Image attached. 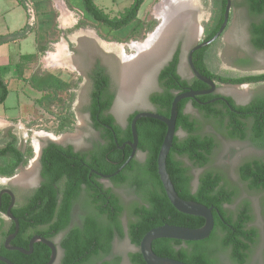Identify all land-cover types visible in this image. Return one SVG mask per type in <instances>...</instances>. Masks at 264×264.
<instances>
[{
    "label": "trees",
    "instance_id": "16d2710c",
    "mask_svg": "<svg viewBox=\"0 0 264 264\" xmlns=\"http://www.w3.org/2000/svg\"><path fill=\"white\" fill-rule=\"evenodd\" d=\"M20 1L25 3V0ZM144 1L134 0L132 6L121 17L110 18L96 6L93 0H83L87 13L96 21L114 29H119L136 19ZM225 6L226 2L221 0V14L215 27L209 31V37L220 28L224 19ZM248 6L252 14H260L264 11V0H248ZM251 31L253 45L264 49V21L253 24ZM30 32L31 29L25 27L10 36L15 39L23 38ZM6 40H8L6 37H0V44ZM204 51L205 49L196 51L193 57L195 60L197 54H200V63L197 64V67L205 76L217 78L222 84L264 81V73L245 76L214 73L202 62L201 55ZM178 62L179 51L160 73L159 80L162 91L151 96V101L157 108L156 112L165 116L170 115L172 101L177 92L187 90L188 87L194 90H203L205 87V84L196 78L192 81L183 80L177 73ZM91 78L93 89L89 111L95 128L102 133L103 142L91 155L74 152L72 148H63L53 142L49 143L41 156L43 183L26 203L14 209V212L20 219L21 233L24 228L30 225H50L55 232H60L67 229L74 202L84 196V207L95 208L94 213L83 220L82 227L71 228L65 235L62 242L66 250L64 264H81L92 255L109 254L112 250L114 237H122L125 234L137 247V250L130 254L131 263L146 264L138 248L142 238L149 230L163 224L198 228L205 224V219L179 212L168 199L160 180L157 163L167 126L157 119L142 118L137 122L138 151L146 154V160L141 164L136 158L132 159L119 174L113 177V181L117 184L129 182L143 202V204L134 202L130 206L129 211L132 218L129 220L125 232L120 220L124 206L110 189H104L94 173H114L129 158L132 148L128 144L124 148L121 146L132 139L130 122L137 112L130 116L128 127L122 128L116 123L114 116L107 113L112 105L114 95L107 92L110 80L104 68L97 65ZM8 95V83L0 75V104L6 101ZM216 97L217 95L206 94L198 96V99L211 101ZM186 101L187 99H184L178 105L176 123V131L182 130L186 136L184 138L175 136L167 159V171L181 198L214 207L215 227L207 239L200 241L157 239L153 242V250L159 256L170 257L189 264H219L217 254L230 247L232 261L238 264L244 263L247 259L246 250L248 249V243L245 240H253V236L256 235L254 229L243 228L252 218L250 205L247 202L244 203L236 213H230L224 207L225 204H231L234 201L237 191L223 184L225 180L219 172H205L200 178L198 189L193 192L190 188L192 177L189 168L178 159L180 156L187 157L195 165L203 167L210 162L216 147L214 137L201 135L198 121L185 112ZM196 106L208 119L215 120L221 128L225 129L231 138L248 137L240 117L242 112H246L257 121L261 118L264 120V96L258 97L246 107L237 105L231 97L227 98V103L216 100L206 105L197 102ZM255 133L252 140L256 144L264 146L263 133L259 131ZM16 142L17 139L13 137L0 148V175L12 176L16 173L17 167L27 161L26 153L17 147ZM239 173L251 189L264 187V181H259V177L264 178V163L247 162L241 166ZM83 192L85 195H82ZM97 195L103 197L100 203H98ZM107 200H109V205L105 208L104 204ZM8 204L9 201L3 205L5 211ZM103 215L107 217V221L102 219ZM18 240L13 243L23 245ZM25 247L28 248L27 243ZM2 253L14 264H46L50 258L48 249L39 250L37 253L29 255L21 252L9 254L5 250ZM0 264L5 263L0 261ZM101 264H120V262L114 259Z\"/></svg>",
    "mask_w": 264,
    "mask_h": 264
},
{
    "label": "rangeland",
    "instance_id": "374dc122",
    "mask_svg": "<svg viewBox=\"0 0 264 264\" xmlns=\"http://www.w3.org/2000/svg\"><path fill=\"white\" fill-rule=\"evenodd\" d=\"M190 1L191 21L180 27L175 36L172 37L166 54L147 69L140 87L131 91L130 96L123 97L121 95L124 99L131 97L125 102L126 104H119L114 107L116 122L120 126L125 127L127 125L130 112L154 108L148 100V94L158 89L156 85L157 70L164 63V58L168 57L176 47L194 40L196 34L190 35L191 25L195 26L197 23L200 31L196 33L202 34L203 29L204 35L216 25L221 14V0ZM234 1L236 2V10L230 14L225 34L208 49V67L214 73L228 76L264 72V50H258L253 46L249 32L251 19L247 10L242 6L243 0ZM105 2L109 3L107 4L108 7L103 6L104 9L102 8V10L110 18L121 17L125 13L126 7L132 4L131 0L117 1L116 3L105 0ZM162 2L163 0H145L141 5L138 17L119 29H114L103 23L100 24L97 21L96 24L101 33L99 36L93 33H78L77 36H73L71 32L69 37L72 41L69 39L60 42L57 38L55 41L51 39L45 42V49L41 50L36 61L37 67L33 73V83L44 91V94L41 91L39 95L41 100L35 102L34 97L28 95L31 103L27 107L29 109L27 117L20 121L13 119L5 124H0V147L15 137L17 147L25 151L27 155V161L24 164L27 171L23 174L27 173L28 176L25 174L27 177H23L18 182L27 184L36 178V169L33 166L38 164L41 149L51 141L64 145L72 144L82 150L101 143L99 133L93 127L88 111L92 91L91 66L97 62L101 63L110 75L113 90H121L124 54L136 53L131 45L145 42L150 34L154 33L161 25L162 20L158 17L157 10ZM82 4L84 5V2ZM38 8V6L33 7V15L27 3L21 4L20 7V19L22 22L24 21V28L29 27L32 32L29 36L26 35L22 38H28L22 42L25 51L36 50V45L42 43L38 39H43L45 36L43 34L44 29L54 27L55 17L51 10L47 9V13H42ZM88 16L93 19L90 14ZM81 22L80 26L87 30L88 23ZM54 29L56 28L54 27ZM51 41L68 47V54L63 53L59 57L60 63L56 60L51 64L47 62V52H55L56 50L55 46L50 45ZM16 48H19V44ZM185 48L187 49V47ZM184 52L186 53V51ZM53 55L56 57L55 54ZM6 61L7 58L3 60V63ZM54 67L56 68L53 69ZM182 73L185 77L190 76L186 67L182 68ZM24 91L21 92L24 93ZM218 91L233 97L237 103L241 104L248 102L253 97L263 95L264 83L250 85L220 83ZM22 93L21 98L23 97ZM18 102L17 92L14 87H11V93L7 100L0 104V115L10 118L17 117L19 115L16 108ZM188 111L191 117L198 121L202 133L212 135L215 138L216 147L211 155L209 167L221 173L227 185L237 191L234 202L227 205L226 209L230 213H236L239 207L247 202L252 207V214L256 222L263 226L264 219L259 211V196L253 191H248L247 183L240 180L238 173L239 165L247 158L254 156L255 153H259V149L249 139L241 141L238 138L229 137L225 129L221 128L215 120L204 119L198 109L189 107ZM52 135L57 139H51ZM178 136L184 138L186 134L180 130ZM145 160L146 154L139 151L137 161L142 164ZM186 161L191 163L187 158ZM194 173L196 174L197 170ZM18 175L9 179L1 178L0 187L7 186L9 182L17 181L15 179L18 178ZM119 192L122 194L126 205L123 216V220L126 221L132 218L129 208L139 196L129 182L119 188ZM261 229L263 232L264 228ZM124 230L126 232L127 228ZM136 250L137 247L130 242L127 234L122 237L116 236L111 257L119 260L121 264H132L130 254ZM217 259L219 264H235L224 251L217 254ZM246 264H264V239Z\"/></svg>",
    "mask_w": 264,
    "mask_h": 264
},
{
    "label": "flooded vegetation",
    "instance_id": "af4514ba",
    "mask_svg": "<svg viewBox=\"0 0 264 264\" xmlns=\"http://www.w3.org/2000/svg\"><path fill=\"white\" fill-rule=\"evenodd\" d=\"M242 2H243V5L242 6L247 10L248 16L251 19V22H250V25H249L250 26L249 27V32H250V37H251V40H252L253 36H252L251 27H252L253 24H259V23H261V22L264 21V11L262 13H260V14H252L251 11H250V8L248 6V0H243ZM226 5H227V2H226ZM225 8H226V6H225ZM235 10H236V2L234 0H231L230 14L232 12H234ZM224 12H225V10H224ZM229 18H230V16H229ZM217 31H216V33H217ZM204 32L205 31L202 29V34L196 33L195 38H194V40L192 42H189L188 44H187V42L181 44V46L176 47L173 50V52L170 55H168V57L166 56L165 57L166 59L164 58V63L161 66H159V69L157 70V74H156V85H157L158 89L155 90V91H153V92H151L150 94H148V100L154 106V108L152 109V111H155L156 112L157 108L152 103L151 96L153 94L157 93V92H161L162 91V85H161L160 80H159L160 73L173 60V58H174V56H175V54H176L177 51H179V62L177 64V73L180 75V77L183 80L192 81L195 78L198 79L194 75L193 70L191 68V65H190V63L188 61V55H189V51L191 50V48L193 46H195L196 44L201 43V42H203L205 40L210 39L211 37H213L216 34L215 33V34H213L212 36L209 37L208 36V33L204 35ZM197 34H198V36H197ZM224 34H225V30H224V32L222 33L221 36H223ZM218 39L216 41H214L212 44L208 45L207 47H204V48H201V49H197L196 50V51H198V50L205 49L204 53H202L201 56H202V62L204 64H206L207 67H208V64H207V60H208V54H207L208 53V49L214 43H216L218 41ZM185 47H187V49ZM255 48L258 49V50H261V51L264 50V49H260V48H257V47H255ZM184 51H186V53ZM194 53H193V55H194ZM192 59H193L194 66L198 70L197 64L200 63V54H197V57H196L195 60H194V57H192ZM97 65H100L101 67H103V65L101 63H98V62L95 63V64H93V66H91L92 68H91L90 76L94 73V70L97 68ZM185 67H186L187 71L190 73V76H188V77H185L183 75V73H182V68H185ZM104 71L109 76V80H110L109 81L108 88H107V92L110 93V94L112 93L114 95L112 105L109 108V110L107 111V113L112 114L114 116V118H115V121H116L117 120L116 119V115L113 112L114 107L116 105H119V104H124L131 97L128 98V99H124L123 97H121V90L120 89L113 90L110 75L107 73V71H106L105 68H104ZM261 73H264V72H261ZM261 73H258V74H261ZM249 75H257V74H249ZM243 76H245V75H243ZM209 78L213 79L217 83V86H218V89H219L220 82L217 80V78H212V77H209ZM258 83H264V81L247 82V83H243V84H239V85H244V84L250 85V84H258ZM204 84H205V87L203 89L210 88V86L208 84H206V83H204ZM188 88H190V87H188ZM92 89H93V81H92ZM211 94L217 95V97H222L223 96L225 99H218V100L223 101V102H226V103H227V98L228 97H231V96H229L227 94L220 93L218 90L215 93H211ZM261 96H264V94L263 95H260V96L253 97L248 102L241 103V104L237 103L234 100L233 97H231V98L235 101V103L237 105L246 107V106L250 105L252 102H254L258 97H261ZM197 102L200 103V104L206 105V104L213 103L215 101H213V102L212 101H201V100L198 99V96H197V98H189L186 101V104H185V112L187 114H189L188 108L189 107H192V108L198 109L201 112V114H202V116H203L204 119H208L205 116V114L196 106V103ZM90 105H91V94H90V102H89V105H88V111H89ZM220 106L223 107L222 105H220ZM138 111H141V110H134V111L130 112L128 114V118H127V125L125 127H123V126H121V127L122 128H127L128 127V124H129V118H130V116L133 113L138 112ZM89 115H90V118L92 120L90 111H89ZM240 117H241L242 122L244 123L245 130L248 133V137L240 138V140L241 141H246L247 139H249L250 142L257 149H259V153H255L254 156H252L250 158H247L245 161H243L239 165L238 173H239V170H240L241 166H243L247 162L248 163H252V164H255V163H259V164L264 163V146L258 145V144H256L252 140V136L253 135H256V133H255L256 131H259V132L263 133V135H264V120L261 118V120L257 121V119L251 117L250 115H247L246 112H242V114L240 115ZM92 124H93V121H92ZM93 127L95 128L94 124H93ZM95 129L99 133V139H101V142H103L101 131L99 129H97V128H95ZM178 132H177V135H178ZM199 133L201 135H203V136L204 135H209V134L202 133L201 128L199 129ZM210 136H212V135H210ZM51 142H53V141H51ZM53 143H55V142H53ZM56 144H58V143H56ZM100 144H97V145L92 146L89 149H85V150L84 149L83 150L82 149H78L76 146H74L72 144H66V145H64V144H58V145H61L63 148H72V150L74 152H77V153L91 155L99 147ZM47 145H45L41 149L40 155L38 157V164L34 166L35 169H36V178L34 180L28 182L27 184H23V183H20L18 181L9 182L7 186L0 187V192H1V190L5 189V188H8L11 191H13V193L15 195V199H14L15 201H14V205H13V207L11 209V212H12V214L14 215V217L19 222V231H18L17 235L14 237V239H12V241L9 243L8 246H10V247H22V248H25V249H29V244H30V241H31L32 238H34V237H43V238H45V239L53 242L54 245H55V247H56V257H55V261H54L53 264H64L65 257H66V250L64 249V247L62 245V242H63V239H64L65 235L67 234L68 230L71 229V228L82 227L83 220L87 216H89L91 213H94V209L95 208L94 209H90V208L87 209V208L84 207V196L79 197L74 202L73 208H72L71 219H70V222H69L68 226L66 227L67 229L66 230H63V231H60V232H55V230L51 229L52 227L50 225H45V226H43V225L42 226H33V225H30L27 228H24V231L21 233L20 219H19V217L14 212V209H16L19 206H22V205H24L26 203V201L34 194V192L41 186V184L44 181V177H43V167H42V163H41V156H42V153H43L44 148ZM23 152L25 153V151H23ZM138 152L139 151H137V154H136V157H135L136 159H137ZM26 157H27V155H26ZM186 158L187 157H181V156L178 157V159H180L189 168V173H190V175L192 177L191 182H190V188H191V190L193 192H195L198 189L200 178L202 177V175L205 172H207V171L217 172V171H215L212 168H210L209 167V163L207 165H205V166L202 167V166L195 165L188 158H187V160H189L191 163H187ZM24 166H25L24 164H20L17 167V171H16L15 174H13L12 176L0 175V179L1 178H7V179H9V178L14 177V176H16L18 174L22 175L23 172L27 171L24 168ZM195 170H197V173L196 174L194 173ZM93 172H96V171L93 170ZM25 174H27V173H24L23 176H26ZM94 174H96L97 181L103 185L104 189H110L111 192L113 194H115L119 198L121 204L124 206V209H123L122 213L120 214L121 224H122V227L123 228H128L129 220L130 219H127L126 221L123 220V216H124L125 211H126V205L124 204L123 198L121 196L122 194L119 192V188H121L126 183L117 184V183H115L113 181V178L103 179L97 173H94ZM20 175H18V177ZM239 178H240V180L242 182L247 183L246 181H244L242 179L240 173H239ZM259 181L260 182H263L264 181V178L259 177ZM223 184H225L226 187L230 188L229 185H227V183L225 181H223ZM247 189H248L249 192L253 191V192H255L259 196V206H260L259 211L261 212L262 217L264 219V187H258L256 189H251L249 187L248 183H247ZM82 195H85V193L83 192ZM4 198H5V201L3 202ZM97 199L99 200L98 203H100L103 200V197H101V195H97ZM8 201H9V204L8 205L10 206L11 203L13 202V199H12L11 195L8 194V193H3L2 196H1V207H0V255L1 256H4V254L2 253V251H4V250L7 253H9V254L10 253H14V252H20V251L15 250V249L7 248V246L5 244V241H6L7 237L9 235L13 234L15 232V229H16L15 220L13 218L9 217V215L7 213V210L9 208V206H8V208H7L6 211L3 209V205L6 204ZM82 202H83V205H82ZM136 202H138L140 204H143L142 199L140 197L137 198V201ZM231 204H225L224 207L226 208L227 205H231ZM243 204L241 206H243ZM108 205H109V200H107V202L104 204V207L107 208ZM250 214L252 215V218H251V220L249 222L246 223V225L243 228L244 229H254L256 231V235L253 236V240H245L244 239L245 242L248 243V249L246 250V254H247V257L246 258L247 259H246V261L244 263H241V264H246L247 263V261L249 260V258L256 252L258 246L261 244L262 240L264 239V234H262V233H264V231L262 232V229H261V228H264V224H263V226H260L256 222V220H255V218H254V216L252 214V207L251 206H250ZM102 219L107 221V217L105 215L102 216ZM13 226H15V228H13ZM115 238L116 237H114V239L112 241V250H111V253H109V254H102V253L100 254L99 253V254H96V255H92V256L89 257V259H86L81 264H101L103 262H108V261L111 262V261H113L114 259L111 257V255H112V251H113V244H114ZM17 239H19L18 241L22 242L23 245H21V244L20 245L14 244L13 241H15ZM26 243L28 244V248L25 247V244ZM46 249L49 250V255H50L49 257H51V255H52V249L48 245L44 244L43 242L37 241V242L34 243L33 252L32 253H37L39 250L45 251ZM224 252H226L228 254V256L230 257V259H231L232 249L230 247H227L224 250ZM44 253H46V252H44ZM46 256H48V255H46ZM4 257H6V256H4ZM235 264H238V263H235Z\"/></svg>",
    "mask_w": 264,
    "mask_h": 264
},
{
    "label": "water",
    "instance_id": "95a60500",
    "mask_svg": "<svg viewBox=\"0 0 264 264\" xmlns=\"http://www.w3.org/2000/svg\"><path fill=\"white\" fill-rule=\"evenodd\" d=\"M227 2L225 12H224V19L223 22L217 31V33L211 37L208 40H205L201 43L196 44L191 48L188 55V61L191 65V68L193 70L194 75L204 83L208 84L210 88L203 89V90H194L188 88L187 90L177 92L175 94V97L172 101L170 115L165 116L162 114H159L158 112L152 111V110H141L138 111L134 117L132 118L130 122V129L132 133V139L125 142L121 148H124L126 144H128L132 148V152L129 156V158L126 160V162L114 173L111 174H103L96 172L100 177L103 179H110L116 176L120 173L121 170H123L132 159L136 157L137 151H138V143H139V137H138V131H137V122L138 120L142 118H152L162 121L167 126V131L163 140V143L161 145V148L159 150L158 154V173L160 176V180L163 184L164 190L167 194L168 199L172 203V205L179 211L184 214L192 215V216H198L205 219V224L198 228H191L186 226H179V225H173V224H163L157 227L152 228L149 230L144 237L142 238L139 246V250L143 256V259L145 260L146 264H189L177 259H173L170 257H163L157 255L153 250V242L157 239L162 238H169V239H177V240H183V241H200L207 239L213 232L215 227V218L213 214L214 207H208L202 203L193 201V200H185L181 198L178 194V192L175 189V186L170 178V175L167 171V159L170 153V150L173 146V141L175 136L177 135L176 131V123L178 118V105L179 103L184 99L189 98H197L199 95H205V94H211L215 93L218 90L217 83L203 75L201 72H199L196 67L193 64V53L197 49H201L204 47H207L208 45L212 44L214 41H216L224 32V30L227 27L229 16H230V8H231V0H225ZM231 84V83H228ZM231 85H239V84H231ZM218 99H225L222 97H216L212 99L211 101H216ZM3 193H8L11 195L13 202L9 206L7 213L9 217L13 218L15 220L16 229L15 232L11 235H9L5 241V244L7 248L15 249L20 251L23 254L29 255L33 252V246L34 243L37 241H41L44 244L48 245L52 249V255L49 259V261L46 264H53L56 257V247L53 242L43 238V237H34L31 239L29 244V249H25L22 247H10L8 246L9 243L14 239V237L17 235L19 231V222L14 217V215L11 212V209L14 205V199L15 195L13 191H11L8 188H5L1 190L0 192V207H1V196ZM218 211V210H217ZM0 261L4 262L5 264H14L10 259L7 257L0 255Z\"/></svg>",
    "mask_w": 264,
    "mask_h": 264
},
{
    "label": "crops",
    "instance_id": "0c3cea01",
    "mask_svg": "<svg viewBox=\"0 0 264 264\" xmlns=\"http://www.w3.org/2000/svg\"><path fill=\"white\" fill-rule=\"evenodd\" d=\"M93 1L100 9H102L103 6L108 7L107 4H109L105 2V0ZM100 1L102 2L101 4L99 3ZM117 1L121 2L124 0H111V3H116ZM131 2L133 4L134 0H131ZM25 3H27L28 7H32V9L34 6H38V10L42 13H47V9H50L55 17L54 27L56 29H54V27H46L43 31V34L45 35L44 38L38 39L42 43H38L36 45V50L25 51V49H23L22 42L28 38L15 39L10 36L14 32H17L24 28V21H21L19 12L21 4H23V2H21L20 0H0V37H6L8 39L6 40V42L0 44V75L8 83L9 94L11 93V87H14L19 98L18 105L16 106L19 115L15 118L0 115L1 125L9 122V120L19 119L18 121H20L21 119L27 117L26 115H28L29 111L27 107L31 103L28 95L34 97L35 102H37L36 100H41L39 95L41 91L44 94V91L39 89L40 87L33 83V73L37 67L36 61L39 57V54L41 53V50L45 49L46 41L51 39H54L55 41V39L57 38L60 42H63L65 40L68 41L69 39V41H72V39L69 37V33L71 32L73 33V36H77L78 33H93L98 36L99 34L101 35L98 28L99 26H97L96 24L97 21L94 18L93 20L88 16L89 13H87L84 5L82 4L83 0H25ZM132 4L129 7H126V10L130 8ZM109 6L111 7V5ZM81 21H85L88 23L89 27L87 30L83 26H80V24L82 23ZM30 34H32V32H30L28 36ZM54 41H51L50 45L52 44V46H55V52L48 51L46 54L48 59H50L48 60L50 64L55 60L60 63L59 57H61L63 53H67L68 51V47H65V45H61L60 43L56 44L54 43ZM18 44L19 48L17 49L16 47ZM53 54H55L56 57ZM5 58H7V61L3 63V60ZM55 68L56 67H54L53 69ZM23 90H25L24 93L21 92ZM21 93L23 96L22 98L20 97Z\"/></svg>",
    "mask_w": 264,
    "mask_h": 264
},
{
    "label": "bare ground",
    "instance_id": "6f19581e",
    "mask_svg": "<svg viewBox=\"0 0 264 264\" xmlns=\"http://www.w3.org/2000/svg\"><path fill=\"white\" fill-rule=\"evenodd\" d=\"M191 1L190 0H163L157 10L158 17L162 20L157 30L150 34L143 43L131 45L136 53L132 55L124 54V64L121 76V95L130 96L137 87L143 83V76L147 69L154 65L166 54L168 46L176 32L184 23L191 21ZM200 31V27L193 24L190 27V35ZM63 57V56H62ZM53 140L57 138L52 135ZM61 141V140H59ZM34 168V166H33ZM30 172V171H29ZM28 176V174H26ZM26 176V177H27ZM25 176H20V180Z\"/></svg>",
    "mask_w": 264,
    "mask_h": 264
},
{
    "label": "built area",
    "instance_id": "2783aa9c",
    "mask_svg": "<svg viewBox=\"0 0 264 264\" xmlns=\"http://www.w3.org/2000/svg\"><path fill=\"white\" fill-rule=\"evenodd\" d=\"M29 9L31 10V13L34 15V11H33L34 9H32V7H30V6H29ZM47 58H48V57H47ZM48 60H49V59H48ZM47 62H49V61H47Z\"/></svg>",
    "mask_w": 264,
    "mask_h": 264
}]
</instances>
